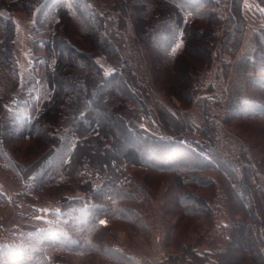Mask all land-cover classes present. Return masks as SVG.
<instances>
[{
  "label": "rangeland",
  "instance_id": "obj_1",
  "mask_svg": "<svg viewBox=\"0 0 264 264\" xmlns=\"http://www.w3.org/2000/svg\"><path fill=\"white\" fill-rule=\"evenodd\" d=\"M0 1L12 11L11 15L0 11L2 18L9 16L15 23L10 36L13 47L8 42L6 47L0 45V61L3 57L9 60L8 51L14 58L11 69L0 63V249L3 252L0 264H170L172 260L176 264H255L251 258L255 254V235L245 228L241 234L233 230L236 221L243 220L245 215L228 190V182L212 171L204 173L211 182L199 187L189 181L180 189L171 173L127 164L119 176L126 191L111 194L109 180L95 167L101 163L109 167L115 160H122L129 142H119L111 156L104 158L105 162L97 163L103 152L96 146L97 140L91 139L83 147V156L90 157V165L88 160L84 165L85 158H81L69 175L59 170L48 181L40 179L39 174L52 165L55 154L49 155L50 150L63 147L62 142H57L58 136L65 138L69 134L73 143L75 138L62 122L39 127L34 135L29 134L30 130L24 134L17 131L36 119L52 98L48 78L57 57L48 47L61 46L63 38L77 49L90 52L92 33L80 18L61 22L56 10L61 0H44L31 12L13 5L16 0ZM144 1L146 6L141 15L148 16L154 3ZM86 2L102 14L119 17V11H113L116 0ZM226 6V0L220 1L223 17L227 14ZM243 14L246 25L240 46L230 54L220 43L216 45L211 64L199 68V88L189 106L177 95L179 84L174 77L180 67L177 57L184 54L181 41L171 52L178 55L174 59L149 49V45L137 42L128 16V25L123 29L126 54L118 60L133 68L137 81L148 93L147 112L153 116L148 124L151 129L162 130L158 118L161 104L169 111L182 113L189 124L193 122L203 131L189 133V137L206 146L213 138L234 161L259 164L264 159V114L254 117L256 110L247 107L230 110L235 98L264 105V71L245 63L248 56L254 55L257 29L264 26V8L256 0H245ZM191 18L187 16L188 20ZM1 25L0 43L5 35ZM199 25L205 27L204 20ZM117 30L122 32L121 28ZM217 33L222 39V31ZM69 54L74 64L80 63L78 57L70 51ZM95 58L107 73L114 69L106 55ZM87 73L90 79L95 72L91 69ZM68 85L70 96L77 94L74 84ZM104 91L97 87V96ZM100 96L106 98V94ZM70 141L67 153L72 148ZM10 158L26 169L39 164V169L31 177L21 178L11 168ZM130 191V199H126L125 192ZM190 193L204 197L208 206L203 212L196 207ZM262 226L259 233L264 239Z\"/></svg>",
  "mask_w": 264,
  "mask_h": 264
},
{
  "label": "trees",
  "instance_id": "obj_2",
  "mask_svg": "<svg viewBox=\"0 0 264 264\" xmlns=\"http://www.w3.org/2000/svg\"><path fill=\"white\" fill-rule=\"evenodd\" d=\"M220 1L225 0H153L151 12L148 16H143L141 13L146 6L144 0H116L113 11H119V17L115 18L111 14L96 11L86 0H67L64 4L61 0L62 4L56 9L58 16L62 17L61 22L73 17L82 19L86 24V30L92 33L91 51L79 50L63 38L60 40L61 46L48 45V49H52L53 55L57 57V63L48 78L53 90L52 98L36 119L20 126L17 134H24L30 130L29 134L34 135L39 127L43 128L52 122H62L71 130L75 138L74 143L69 134L65 138L58 136L57 142H62L63 147L61 150L58 148L50 150L49 155L55 154L51 159L52 165L46 167L43 174H39L40 179L47 181L59 170L69 175L71 168L77 165L81 158H85L84 165L87 160V164L90 165L88 159L90 157L83 156L86 141L97 140L96 146L103 152V157H96L97 163L105 162L104 158L111 156L110 152L116 149L119 142H129L130 147L123 152L122 160L114 159L116 165L111 163L108 167L106 163H101V166L95 167L109 180L111 194L112 191L113 193L118 190L126 191L119 176L127 164L152 167L171 173L180 189L187 186L189 181L202 187L204 182H211L204 174L206 171L217 173L228 182V190L240 206V212L245 215L244 221H236L233 230L237 234H241L244 228L249 230L250 234L253 232L255 254L251 255V258L255 264H264V239L259 233L261 226L264 225V159H261L259 164L244 160H241L243 163H239L227 157L213 138H210L209 146H206L199 140L189 137V133L203 131L192 125L193 122L189 124L188 120L182 117V113L169 111L161 104L158 118L162 122V130L151 129L148 124L153 116L147 112L148 93L143 88L144 85L137 81L133 68L127 62L118 60L124 58L123 54H126L127 45L123 29L128 25V16L131 17L137 42L149 45V49L157 50L174 59L178 55L171 52L181 41L184 54L177 57L180 67L177 70L178 74L174 73V77L179 84L177 95L189 106L194 102L199 88L201 73L199 68L211 64L216 45L220 43L223 49H228V53L234 54L242 41L246 25V17L243 14L245 0H226V17L220 13ZM43 2L44 0H16L13 5L28 8L31 12ZM256 2L264 8V0ZM2 4L0 1V11L11 15L12 11ZM188 15L192 17L190 20L187 19ZM2 16L0 13V23L5 29V35L0 45L6 47L5 42H8L13 47L14 42L10 36L13 34L15 23L11 17L3 19ZM201 20H204L205 27L199 25ZM61 22L59 21V24ZM119 28L121 33H117ZM217 31H222V39H219ZM69 51L78 57L80 63L72 62ZM100 54L106 55L114 67L111 72L107 73L97 62L95 57ZM8 55L9 60L3 57L0 63L6 69H11L14 58L9 51ZM245 63L255 65L264 71V26L257 29L254 55L248 56ZM91 69L95 73L90 75L92 78L89 79L87 72ZM70 83L77 89V94L73 96H70L71 86L68 85ZM97 87L105 89L100 95L106 94V98L97 96ZM241 107L256 110L254 117L264 114L262 104L246 102L241 98L232 100L231 111ZM251 110L249 113H252ZM70 140L72 148L70 153H67L66 147ZM55 146L57 147V144ZM9 161L12 164L11 168L17 171L21 178H29L39 169V164L26 169L14 159L11 161L10 158ZM186 173L191 175H185ZM125 193V198L130 199L128 196L131 191ZM190 198L202 212L205 206H208L202 195L192 193ZM184 201L189 203L187 199ZM232 241L231 239V244ZM0 253H3L2 249ZM181 258L183 259L182 256ZM170 264L176 263L172 260Z\"/></svg>",
  "mask_w": 264,
  "mask_h": 264
}]
</instances>
